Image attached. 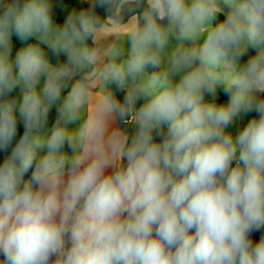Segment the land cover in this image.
Returning a JSON list of instances; mask_svg holds the SVG:
<instances>
[{"label": "clouds", "instance_id": "1", "mask_svg": "<svg viewBox=\"0 0 264 264\" xmlns=\"http://www.w3.org/2000/svg\"><path fill=\"white\" fill-rule=\"evenodd\" d=\"M55 6L0 0V264H264V0Z\"/></svg>", "mask_w": 264, "mask_h": 264}, {"label": "rangeland", "instance_id": "2", "mask_svg": "<svg viewBox=\"0 0 264 264\" xmlns=\"http://www.w3.org/2000/svg\"><path fill=\"white\" fill-rule=\"evenodd\" d=\"M68 6H72L71 4L67 5V8ZM60 18L64 19L63 17H61L59 15ZM16 50H17V38H16ZM252 50L253 52H255L256 50L255 49H250ZM248 56H250V54L248 53L244 58H242L243 61H246V59L248 58ZM156 69H153V71H155ZM152 71V72H153ZM151 74V73H149ZM219 92V98L220 96L223 94L222 91L218 90ZM21 95V90L20 88L18 87L16 89V97H19ZM118 95L119 97L122 99L123 98V92L122 91H118ZM207 98V97H206ZM210 99V98H209ZM56 116H57V111H56V108H53V110L50 112V115H49V121H48V126L51 127L52 124L54 123L55 119H56ZM250 119L249 115L247 116H242L241 118H238V121L236 123V125L232 126L231 127V131L235 134V132L238 130V127L239 126H243V124H246L247 120ZM75 125H69V127H74ZM127 127L129 128V130H131V125H127ZM157 139L159 140L160 137H157ZM66 150H68L69 152L71 151L70 149L67 148V145H66ZM261 235H264V229H261L260 232H254L252 234L253 236V239H254V242H257L260 238Z\"/></svg>", "mask_w": 264, "mask_h": 264}, {"label": "crops", "instance_id": "3", "mask_svg": "<svg viewBox=\"0 0 264 264\" xmlns=\"http://www.w3.org/2000/svg\"><path fill=\"white\" fill-rule=\"evenodd\" d=\"M80 1L81 0H55V5L56 6H55L54 11L57 12L61 17L65 18L66 15H67V12H68L67 5L71 4L72 6L78 8ZM85 1H91V0H85ZM21 46H22V42L19 41L18 38H17V50ZM249 54L250 55H254L255 52H253L252 50H249ZM49 55L51 56V54H49ZM60 59L63 60L64 57H61ZM52 60H53V62H55L56 58L52 57ZM117 95H118V93H117ZM261 95H264V94H261ZM122 126H124V125H122ZM124 127H127V126H124Z\"/></svg>", "mask_w": 264, "mask_h": 264}, {"label": "trees", "instance_id": "4", "mask_svg": "<svg viewBox=\"0 0 264 264\" xmlns=\"http://www.w3.org/2000/svg\"><path fill=\"white\" fill-rule=\"evenodd\" d=\"M90 3H91V1L81 0L80 3H79L78 8L88 7V6L90 5ZM97 11H98V12H102L103 10L100 9V8H98ZM59 19L62 20V18H60V17H59ZM13 40H14V53H15V50H16V37H15V36L13 37ZM14 53H13V54H14ZM146 71H147L148 73H151V72L153 71V68H152L151 66H149V67L146 69ZM11 95L14 96V97H16V89L13 91V93H12ZM219 100H221V101H226V100H227V97H226L224 94H222V95L220 96ZM248 115H249V117L251 118L252 116H255V115H257V114H256L255 112H252V113H249ZM22 132H23V127H22V125H21V126L19 127V130H18V136H17V139L19 138V135L22 134ZM3 157H4V153L0 152V161H2ZM28 175H30V173H29ZM2 259H3V257L0 256V260H2Z\"/></svg>", "mask_w": 264, "mask_h": 264}]
</instances>
